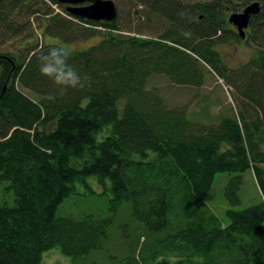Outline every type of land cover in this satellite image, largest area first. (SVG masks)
I'll list each match as a JSON object with an SVG mask.
<instances>
[{
  "label": "trees",
  "instance_id": "1",
  "mask_svg": "<svg viewBox=\"0 0 264 264\" xmlns=\"http://www.w3.org/2000/svg\"><path fill=\"white\" fill-rule=\"evenodd\" d=\"M128 1L146 11L132 13L137 22L166 29L142 37L132 20L119 25L118 10L112 22H92L72 17L59 0H0V44L31 36L34 22L44 37L65 44L102 32L97 43L70 50L85 86L54 102L45 100L54 86L40 74L38 58L60 45L44 40L0 53V186L11 196L0 202V264H41L52 248L81 260L102 249L124 203L138 224L128 245L132 264H264V0ZM254 1L260 12L243 40L256 48L251 69L227 76L215 47L240 41L227 17ZM204 66L242 98L236 114L215 124L191 121L147 88L152 75L200 87ZM248 170L261 201L236 210ZM219 173L235 175L224 188L226 225L201 201ZM88 177L110 182L112 215L56 217Z\"/></svg>",
  "mask_w": 264,
  "mask_h": 264
},
{
  "label": "rangeland",
  "instance_id": "2",
  "mask_svg": "<svg viewBox=\"0 0 264 264\" xmlns=\"http://www.w3.org/2000/svg\"><path fill=\"white\" fill-rule=\"evenodd\" d=\"M112 1L118 10V21L121 27H128V22L132 20L134 24L131 28L133 30L141 29L142 37L150 38L159 35L166 29L165 23H150L147 25V22L142 19L137 22L136 15H132V13L140 11L146 13V11L134 8L130 1ZM183 1L196 2L200 0ZM53 9L55 12H60L54 6ZM24 21L19 18L20 23ZM232 29L234 30L233 27ZM31 34V36L19 35L15 38H9L0 44V53L15 55L18 49L26 48L30 45V42L42 45L44 40L46 43L57 44L72 51H79L97 43L102 36L99 29L98 35L90 39H80L65 44L57 38L44 37L42 27L38 28L36 22L32 25ZM215 50L219 53L222 63L227 69V76H231V71H236L245 65H249L248 69H251V63L256 54L255 45L249 41L243 42L241 39L240 41L232 39L224 44H219L215 47ZM208 70L209 68L204 66V80L200 87L182 86L170 82L164 75H152L147 81V88H157L168 108L184 109L191 121L196 120L203 124H215L224 116L236 114L239 110L238 104L242 102V98L233 86L228 85ZM232 176L235 175L216 174L210 192L201 199L223 225L228 223L225 217L228 204L224 198V188ZM241 180L242 184L238 193L240 204L235 207L236 210L245 209L261 201V194L253 173L250 170L242 173ZM2 187L3 185L0 186V202H8L11 196L3 192ZM109 187V181L102 185L98 183L95 177H88L86 186L77 184L75 192L58 205L56 217H69L75 220H81L89 216L96 219L110 217L113 212L110 209L112 194ZM135 232H138V224L131 217L129 205L124 203L114 215L112 224L107 229V239L103 242L101 250L93 251L85 258L73 261L70 257L63 255L58 248H52L42 254L41 264H132L127 261V257L132 256L131 252L128 253V245L130 240L134 243L137 237ZM244 243L248 244L249 241L245 239ZM249 244L248 248L250 250L251 246ZM160 262L171 264L174 259L161 258Z\"/></svg>",
  "mask_w": 264,
  "mask_h": 264
},
{
  "label": "water",
  "instance_id": "3",
  "mask_svg": "<svg viewBox=\"0 0 264 264\" xmlns=\"http://www.w3.org/2000/svg\"><path fill=\"white\" fill-rule=\"evenodd\" d=\"M65 6V11L77 19L92 22H112L117 17V8L112 0H59ZM260 12V4L254 1L240 12H234L227 17L240 39H245V30L249 27L250 19Z\"/></svg>",
  "mask_w": 264,
  "mask_h": 264
},
{
  "label": "clouds",
  "instance_id": "4",
  "mask_svg": "<svg viewBox=\"0 0 264 264\" xmlns=\"http://www.w3.org/2000/svg\"><path fill=\"white\" fill-rule=\"evenodd\" d=\"M187 37L190 34L184 33ZM70 49L61 46H53L39 55V72L49 79L54 91L45 96L46 101L54 102L58 96L68 90L80 89L85 86V80L77 70L69 63Z\"/></svg>",
  "mask_w": 264,
  "mask_h": 264
},
{
  "label": "flooded vegetation",
  "instance_id": "5",
  "mask_svg": "<svg viewBox=\"0 0 264 264\" xmlns=\"http://www.w3.org/2000/svg\"><path fill=\"white\" fill-rule=\"evenodd\" d=\"M64 6V5H63ZM65 7V6H64ZM248 30H249V27L246 29V31H245V38H246V34H247V32H248ZM234 32H235V30H234ZM252 44V43H251ZM254 45V44H253ZM244 66V65H243Z\"/></svg>",
  "mask_w": 264,
  "mask_h": 264
}]
</instances>
